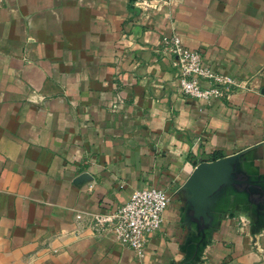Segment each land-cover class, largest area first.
Returning <instances> with one entry per match:
<instances>
[{
    "label": "crops",
    "instance_id": "0c3cea01",
    "mask_svg": "<svg viewBox=\"0 0 264 264\" xmlns=\"http://www.w3.org/2000/svg\"><path fill=\"white\" fill-rule=\"evenodd\" d=\"M171 35L241 86L180 96ZM150 187L169 201L138 258L92 217ZM262 247L264 0H0V264H225Z\"/></svg>",
    "mask_w": 264,
    "mask_h": 264
},
{
    "label": "built area",
    "instance_id": "2783aa9c",
    "mask_svg": "<svg viewBox=\"0 0 264 264\" xmlns=\"http://www.w3.org/2000/svg\"><path fill=\"white\" fill-rule=\"evenodd\" d=\"M160 47L177 73L180 96L210 103L215 98H227L241 86L230 75L212 70L202 53L184 47L177 35L163 36ZM168 201L162 188L135 189L114 211L95 213L92 223L96 229L110 230L118 243L131 248L138 258H143L148 240L161 227ZM234 214L242 225L249 222L246 211L237 210Z\"/></svg>",
    "mask_w": 264,
    "mask_h": 264
},
{
    "label": "rangeland",
    "instance_id": "374dc122",
    "mask_svg": "<svg viewBox=\"0 0 264 264\" xmlns=\"http://www.w3.org/2000/svg\"><path fill=\"white\" fill-rule=\"evenodd\" d=\"M263 250H258L257 255L258 257L255 259H248L243 262H234L233 260L225 263V264H264V247H262Z\"/></svg>",
    "mask_w": 264,
    "mask_h": 264
},
{
    "label": "water",
    "instance_id": "95a60500",
    "mask_svg": "<svg viewBox=\"0 0 264 264\" xmlns=\"http://www.w3.org/2000/svg\"><path fill=\"white\" fill-rule=\"evenodd\" d=\"M206 169H207V165L206 164H202L199 167V174H198V180L200 181L202 179V177L205 175L206 173ZM84 178V177H83Z\"/></svg>",
    "mask_w": 264,
    "mask_h": 264
},
{
    "label": "trees",
    "instance_id": "16d2710c",
    "mask_svg": "<svg viewBox=\"0 0 264 264\" xmlns=\"http://www.w3.org/2000/svg\"><path fill=\"white\" fill-rule=\"evenodd\" d=\"M217 156H220L219 154H215L213 157L216 158Z\"/></svg>",
    "mask_w": 264,
    "mask_h": 264
}]
</instances>
